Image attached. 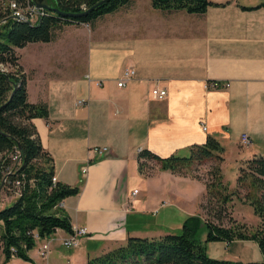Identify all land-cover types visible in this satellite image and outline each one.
Returning a JSON list of instances; mask_svg holds the SVG:
<instances>
[{"label":"crops","instance_id":"0c3cea01","mask_svg":"<svg viewBox=\"0 0 264 264\" xmlns=\"http://www.w3.org/2000/svg\"><path fill=\"white\" fill-rule=\"evenodd\" d=\"M214 1L224 4L189 12L129 0L100 16L84 37L59 35L17 48L29 100L49 106V116L33 122L58 180L82 183L64 208L88 232L67 247L69 232L58 228L46 257L39 253L44 238L29 250L32 259L7 260L0 248V264H86L130 235L161 236L181 231L191 214L205 218V178L163 169L158 161L142 171L143 148L167 156L213 134L240 160L264 153V0ZM100 18L108 24L102 27ZM126 67L135 74L119 85ZM212 79L230 84L209 88ZM154 87L167 95L155 97ZM83 97L87 102L77 103ZM244 131L249 145L241 142ZM95 145L109 150L98 153ZM6 197L0 207L15 194Z\"/></svg>","mask_w":264,"mask_h":264},{"label":"trees","instance_id":"16d2710c","mask_svg":"<svg viewBox=\"0 0 264 264\" xmlns=\"http://www.w3.org/2000/svg\"><path fill=\"white\" fill-rule=\"evenodd\" d=\"M1 1L0 20L9 13ZM18 1L27 3L33 0ZM128 1L52 0L48 2L50 5L65 12H81L94 7L78 16L47 8L37 21L10 16L0 23V188L15 194L11 203L0 207V248L7 260L13 256L32 259L29 250L35 247L40 238L51 235L58 228L72 232L73 222L60 202L82 189V183L72 185L60 180L54 183L52 180L55 174L53 156L44 147L33 122L34 117H48L49 106L45 102L29 100L27 74L17 48L29 41L51 40L56 28L60 29L71 22L89 23ZM152 3L163 9L184 8L189 12H204L209 5L224 4L214 0H152ZM225 149L226 146L217 136L209 134L205 142L190 145L187 152L176 151L161 156L143 148L139 151V166L145 171L148 160L155 159L163 169L199 176L189 171L192 165L216 157L219 163L213 165L210 177L205 181L208 199L212 201L217 198L227 203L234 194H239L241 187L248 190L247 179L250 178L258 188L256 196L246 193V198L260 216V224L255 229L250 230L247 224L234 217H231L229 224H225L200 214H191L184 220L181 232L152 237L130 235L125 243L89 257L86 264H264V259L244 261L211 256L206 242L196 236L204 219L208 226L206 241L254 239L264 254V153H254L242 160L239 187L229 191L223 180L221 166ZM17 152L20 158L15 160L13 155ZM201 204L204 207L205 203ZM214 209L219 216L224 211L222 205L216 204Z\"/></svg>","mask_w":264,"mask_h":264},{"label":"rangeland","instance_id":"374dc122","mask_svg":"<svg viewBox=\"0 0 264 264\" xmlns=\"http://www.w3.org/2000/svg\"><path fill=\"white\" fill-rule=\"evenodd\" d=\"M47 2L51 3L52 0H47ZM112 15V14H110ZM114 19V18H113ZM96 20H92L91 22H85L81 25H77L75 22L66 23L60 29H55L54 38L60 35V39L67 41L68 39H72L73 36L78 38V33L82 34V37L87 35L88 29H93ZM100 25L102 27L106 26L108 23L101 22V18L99 19ZM102 29V28H101ZM63 30V31H62ZM83 40V38H81ZM31 46V45H30ZM25 56L23 57L24 62L29 64L30 57L28 56L27 49L24 50ZM241 148L240 150H242ZM245 149H243L244 151ZM237 151L228 150L225 151V159L221 162L222 166V174L223 180L226 185H228L229 191L235 190L239 187L238 184V175H239V167L242 163V159L240 160ZM156 163L157 160L152 159L150 162H147L144 167L145 171L148 169V166L153 165ZM219 161L216 157L211 159L204 160L202 162H195L189 171L193 174H197L200 177L205 178L207 181L210 177L209 172L213 165L218 164ZM247 189L240 188L239 194H234L231 201L224 203L221 200H217V198L209 200L208 194L205 196L204 200V215L205 217L210 218L216 222H222L225 224H229L231 222V217L236 218L238 221H242L243 223L247 224L248 228L251 230L255 229L256 226L260 224V216L255 212L254 206L246 198V193H249V196H256L258 194V188L256 184H254L250 178L247 179ZM4 194L0 197L2 200L6 199V196H11L9 192L5 189H1ZM13 199V198H12ZM247 199V200H246ZM13 200L7 202V204L11 203ZM219 205L224 207V211L219 216L217 212H215L214 205ZM204 217V216H202ZM204 220V219H203ZM201 221L200 226L197 230V238L202 242H206L207 244V251L211 256L218 257V258H232V259H241L244 261L247 260H263L264 254L261 250L258 242L254 239H247L245 241L241 240H233V241H226V240H209L206 241L208 226L205 224V221ZM181 232V231H178ZM232 243V244H230Z\"/></svg>","mask_w":264,"mask_h":264},{"label":"built area","instance_id":"2783aa9c","mask_svg":"<svg viewBox=\"0 0 264 264\" xmlns=\"http://www.w3.org/2000/svg\"><path fill=\"white\" fill-rule=\"evenodd\" d=\"M46 1V0H44ZM2 6L4 8H7L9 10V13L5 15L1 20L0 23H3L7 20L8 17H17V18H23L30 21H37V19L40 17V15L44 14L47 11V7L44 5H41L38 3V0L28 1L27 3L20 2L18 0H2L1 1ZM83 7H86V4H83ZM2 68H5L1 66ZM135 74V68L134 67H126L123 71L122 76L118 80L119 85H124L128 79L133 77ZM229 81H220L218 79H212L208 82L209 88H217L221 86H229ZM167 89L165 87H154L152 89V94L155 97L163 98L167 95ZM87 102L86 98H79L77 103H85ZM207 126L205 125V128ZM241 142L243 145H249L251 144V137L247 131L242 132L241 134ZM94 151L98 153H105L109 150L108 145H95L92 148ZM19 152L15 153L13 155V159L18 160ZM87 171V166L83 165L82 172L85 173ZM53 182L56 183L58 181L57 174L55 173L52 178ZM138 189H134V193H136ZM60 205L64 206V200L60 202ZM88 228L85 225H73V231L69 232V235L63 238V244L67 247H76L81 243V238L83 235L87 234ZM41 239V238H40ZM43 239V238H42ZM54 239V236L51 234L43 239L42 244L39 247V253L40 255L46 257L50 254L52 251V241ZM7 264V263H5ZM70 264H74L71 262Z\"/></svg>","mask_w":264,"mask_h":264},{"label":"water","instance_id":"95a60500","mask_svg":"<svg viewBox=\"0 0 264 264\" xmlns=\"http://www.w3.org/2000/svg\"><path fill=\"white\" fill-rule=\"evenodd\" d=\"M38 3L41 4V5H44L45 7H47L48 9H52V10H56L60 13H64L65 15H73V16H78V15H82V14H85L87 12H89L94 6L90 7L89 9H86L84 11H81V12H65V11H62L60 8L58 7H55L53 5H50L47 1H44V0H38Z\"/></svg>","mask_w":264,"mask_h":264},{"label":"bare ground","instance_id":"6f19581e","mask_svg":"<svg viewBox=\"0 0 264 264\" xmlns=\"http://www.w3.org/2000/svg\"><path fill=\"white\" fill-rule=\"evenodd\" d=\"M3 8V7H2Z\"/></svg>","mask_w":264,"mask_h":264}]
</instances>
